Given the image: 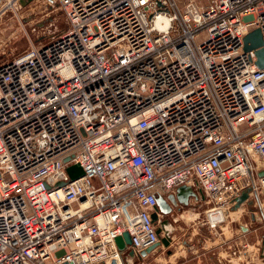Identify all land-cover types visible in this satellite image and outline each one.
Masks as SVG:
<instances>
[{
	"label": "built area",
	"instance_id": "2783aa9c",
	"mask_svg": "<svg viewBox=\"0 0 264 264\" xmlns=\"http://www.w3.org/2000/svg\"><path fill=\"white\" fill-rule=\"evenodd\" d=\"M55 1L68 29L0 64V264H124V233L148 264L157 198L193 185L264 224V0Z\"/></svg>",
	"mask_w": 264,
	"mask_h": 264
},
{
	"label": "rangeland",
	"instance_id": "374dc122",
	"mask_svg": "<svg viewBox=\"0 0 264 264\" xmlns=\"http://www.w3.org/2000/svg\"><path fill=\"white\" fill-rule=\"evenodd\" d=\"M191 0H175L185 9ZM199 6H206L209 0H192ZM69 27L66 14L55 0H35L25 6L12 0H0V64L11 60L28 50L51 41ZM199 186L193 185L186 194L188 203L182 208L184 218L175 226L174 244L188 250L180 259L194 264L199 255L207 251L216 264H236L237 253L242 256L238 264H264V224L256 214L258 207L251 200L242 211L222 212L209 218L208 211L213 208L202 200ZM264 199V197H263ZM184 204V203H183ZM234 213V214H233ZM255 213V214H254ZM173 217L169 216L172 223ZM219 220V223L217 221ZM212 223L216 225L212 228ZM173 226V225H172ZM174 228V227H173ZM241 240H240V239ZM239 243V244H238ZM231 246V248H228ZM172 251V248H171ZM221 254V255H220ZM181 257V256H180ZM180 261V260H178ZM153 264H158L156 259Z\"/></svg>",
	"mask_w": 264,
	"mask_h": 264
},
{
	"label": "water",
	"instance_id": "95a60500",
	"mask_svg": "<svg viewBox=\"0 0 264 264\" xmlns=\"http://www.w3.org/2000/svg\"><path fill=\"white\" fill-rule=\"evenodd\" d=\"M35 0H19V4L25 6L27 4L32 3ZM245 49L246 50H256L257 55V65L259 68H264V40L263 35L260 29H255L248 33L245 36ZM66 162L69 161V158L65 160ZM67 172L70 175L71 180H76L82 176H84L85 172L81 168L80 165H72L67 168ZM261 176L264 175V172L260 174ZM65 183L60 182L58 185L63 186ZM190 190V187H181L177 190L176 194H171L167 197L159 196L157 198V207L156 212L152 214V219L155 223L159 221L158 213L163 214L166 216L164 221L160 224L159 229L157 230L160 237V242L155 244L154 246L150 247L146 251L141 253L142 257H147L154 251H156L159 247L168 248L171 245V231L173 228L170 225L169 220L167 217L171 215L173 212V209L178 207V203H188V196L191 195V193L186 194V191ZM249 198V191H245L242 193L240 197H238L235 200V205L232 210H237L243 204L245 201L248 205H250L252 202L248 201ZM169 227L167 228L166 226ZM131 236L129 233H124L123 236H120L116 238L115 243L117 245V248L120 252L126 253L125 256V263L124 264H134V262L137 260L135 254L129 249V246L131 245ZM68 264V263H64ZM104 264V263H100Z\"/></svg>",
	"mask_w": 264,
	"mask_h": 264
},
{
	"label": "crops",
	"instance_id": "0c3cea01",
	"mask_svg": "<svg viewBox=\"0 0 264 264\" xmlns=\"http://www.w3.org/2000/svg\"><path fill=\"white\" fill-rule=\"evenodd\" d=\"M178 205H179V207L174 209L173 213L171 215H169L170 217H173L172 223L170 221L169 222H170L171 227L172 228L174 227L173 230L171 231L172 235H171V245H170V247H168V248H164L162 246L159 247L156 251H154L153 253H151L150 255H148L144 259L145 260L144 263L153 264L152 261L156 259L158 262H160L158 264H188L189 261L180 259V258H182V257L184 258L186 256L188 250L186 248L180 249L179 247H177L174 244V242L176 240V237H174L175 236L174 234H175V231H176L175 226H181L179 224V221L183 220V218H184V214L183 213H185V212H183V209H182L185 206V204L179 202ZM169 216L167 217L168 220H169ZM168 227H169V225L167 226V228ZM172 238H173V241H172ZM171 248H172V251H171ZM228 248H231V246H228ZM207 254H213V251L208 252V250H207V251L202 252L199 255L198 260L194 264H216V262L211 257L212 255L209 256V260H211L210 262H208V260H207V258H205V256L201 257V255H206V257H207L208 256ZM241 254L238 252L237 253V257L234 258V259H237V263L236 264H238V262H241V259H242V256H243ZM178 260H180V261H178ZM218 261L221 264H223L221 260H218ZM134 264H136V261L134 262Z\"/></svg>",
	"mask_w": 264,
	"mask_h": 264
},
{
	"label": "flooded vegetation",
	"instance_id": "af4514ba",
	"mask_svg": "<svg viewBox=\"0 0 264 264\" xmlns=\"http://www.w3.org/2000/svg\"><path fill=\"white\" fill-rule=\"evenodd\" d=\"M178 207H179V205H178ZM176 208H177V207H176ZM176 208H174V209H176ZM174 209H173V211H174ZM172 213H173V212H172ZM172 213H171V214H172ZM161 221H164V218H162ZM160 224H161V223H160ZM160 224H158V229H159Z\"/></svg>",
	"mask_w": 264,
	"mask_h": 264
},
{
	"label": "bare ground",
	"instance_id": "6f19581e",
	"mask_svg": "<svg viewBox=\"0 0 264 264\" xmlns=\"http://www.w3.org/2000/svg\"><path fill=\"white\" fill-rule=\"evenodd\" d=\"M167 227V226H166Z\"/></svg>",
	"mask_w": 264,
	"mask_h": 264
}]
</instances>
